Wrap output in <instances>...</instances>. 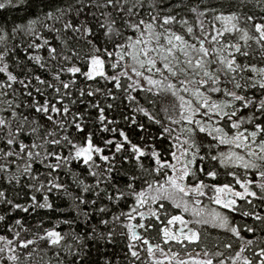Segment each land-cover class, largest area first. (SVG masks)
<instances>
[{"label":"snow or ice","instance_id":"6c2138e0","mask_svg":"<svg viewBox=\"0 0 264 264\" xmlns=\"http://www.w3.org/2000/svg\"><path fill=\"white\" fill-rule=\"evenodd\" d=\"M0 264H264V0H0Z\"/></svg>","mask_w":264,"mask_h":264},{"label":"trees","instance_id":"16d2710c","mask_svg":"<svg viewBox=\"0 0 264 264\" xmlns=\"http://www.w3.org/2000/svg\"><path fill=\"white\" fill-rule=\"evenodd\" d=\"M3 15H7V13H4ZM63 206V205H62ZM31 222H33L34 223V221H31Z\"/></svg>","mask_w":264,"mask_h":264}]
</instances>
